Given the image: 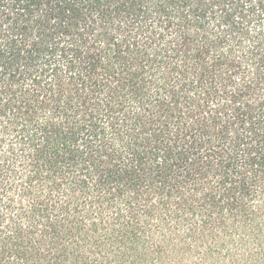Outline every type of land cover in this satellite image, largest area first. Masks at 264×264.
Masks as SVG:
<instances>
[{"label":"trees","instance_id":"16d2710c","mask_svg":"<svg viewBox=\"0 0 264 264\" xmlns=\"http://www.w3.org/2000/svg\"><path fill=\"white\" fill-rule=\"evenodd\" d=\"M0 264H264V0H0Z\"/></svg>","mask_w":264,"mask_h":264}]
</instances>
